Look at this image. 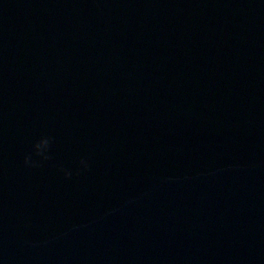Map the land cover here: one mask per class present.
<instances>
[{"label":"water","instance_id":"95a60500","mask_svg":"<svg viewBox=\"0 0 264 264\" xmlns=\"http://www.w3.org/2000/svg\"><path fill=\"white\" fill-rule=\"evenodd\" d=\"M0 264H264V0H0Z\"/></svg>","mask_w":264,"mask_h":264},{"label":"clouds","instance_id":"9594fccd","mask_svg":"<svg viewBox=\"0 0 264 264\" xmlns=\"http://www.w3.org/2000/svg\"><path fill=\"white\" fill-rule=\"evenodd\" d=\"M51 145V138L49 137H41L34 145H33V149L36 152L37 155L42 156L44 158H47V152L50 148ZM25 163H31V161L29 160V157H25ZM81 163L83 164L84 161H81ZM86 166V165H85ZM66 174L70 175L71 173L68 172L66 170Z\"/></svg>","mask_w":264,"mask_h":264}]
</instances>
